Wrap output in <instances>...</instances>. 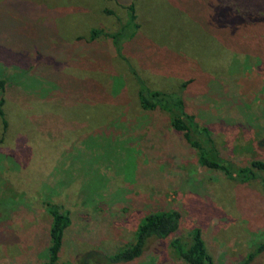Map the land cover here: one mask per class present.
I'll list each match as a JSON object with an SVG mask.
<instances>
[{
  "label": "rangeland",
  "instance_id": "obj_1",
  "mask_svg": "<svg viewBox=\"0 0 264 264\" xmlns=\"http://www.w3.org/2000/svg\"><path fill=\"white\" fill-rule=\"evenodd\" d=\"M228 2L0 0V264L47 262V204L70 219L55 264H186L171 241L194 231L213 264H245L264 245L261 180L200 167L168 115L136 97L138 83L178 95L224 162H264V19L237 15L253 33L227 24ZM166 212L179 217L173 234L110 263ZM247 264H264V250Z\"/></svg>",
  "mask_w": 264,
  "mask_h": 264
},
{
  "label": "trees",
  "instance_id": "obj_2",
  "mask_svg": "<svg viewBox=\"0 0 264 264\" xmlns=\"http://www.w3.org/2000/svg\"><path fill=\"white\" fill-rule=\"evenodd\" d=\"M227 2V11L231 17L227 24H229V22L232 24L238 23L240 19H237V15L241 16V21L245 19L246 22H249L259 14L262 15L264 19V0H227ZM237 5L241 11L244 10L243 14L238 12ZM129 14V18L134 20L132 7L129 8ZM238 24L239 25L236 26L238 29L252 33L255 31V27H251L253 25L244 26V22ZM243 26L247 27V29L243 28ZM255 26L257 31L264 29V21H260L258 24H255ZM219 30L220 32H225L224 36H226V34L228 35V32H230V30L223 25L219 27ZM98 35L99 33L97 31H92L91 38L89 39H94ZM213 42L215 48L221 49L225 56H237L238 53L232 50V46L235 45L233 42L230 41L227 43L226 39L225 43H222V45L214 39ZM234 47L240 50L239 44H237V47ZM259 48L260 42H257L250 49V53L255 54L256 50H259ZM248 50L249 48L246 47L244 51ZM261 56H264V45H262ZM0 84L1 91H3L2 82ZM137 86L136 97L139 107L143 111L153 112L155 110H161L166 113L172 130L180 133L184 142L195 150L197 163L200 167L208 170L221 171L227 178L232 181L235 180L238 183H247L259 178L264 187V178H261V175H264V162L258 160L250 161L245 167H231V165L226 163V161L224 162V159L216 152L215 146L209 136L208 129L198 125L194 116L185 109L178 95L150 91L140 85V83H138ZM3 104L4 98L2 96L0 99V107H2ZM0 119L1 131L2 134H4L6 130V121L4 120V114L1 109ZM45 209L50 218L47 262L45 264H55L61 247L63 232L68 227L70 219L67 213L61 212L56 206L47 204ZM178 220V214L175 212L156 213L146 216L141 224L137 226L132 242L127 245V247L110 256L108 258L110 263H126L137 259L150 240H162L173 234L178 228ZM171 247L174 249L175 255L186 264H213L198 231L191 233L187 243H182L180 239L172 240ZM262 250H264V245L258 246L254 253L248 255L245 264L251 261L254 254Z\"/></svg>",
  "mask_w": 264,
  "mask_h": 264
}]
</instances>
